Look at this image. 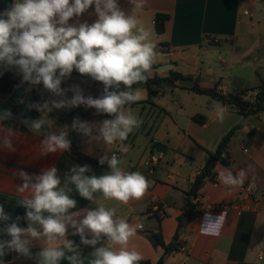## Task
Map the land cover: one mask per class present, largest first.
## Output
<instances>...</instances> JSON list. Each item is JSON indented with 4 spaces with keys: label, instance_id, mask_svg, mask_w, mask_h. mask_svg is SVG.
I'll list each match as a JSON object with an SVG mask.
<instances>
[{
    "label": "crops",
    "instance_id": "1",
    "mask_svg": "<svg viewBox=\"0 0 264 264\" xmlns=\"http://www.w3.org/2000/svg\"><path fill=\"white\" fill-rule=\"evenodd\" d=\"M12 3L13 0H0V12ZM119 4L126 12L133 7L131 0H119ZM258 4L261 7L258 8ZM155 14L169 15L163 33L155 32ZM133 15L139 20L138 27L148 30L156 45V62L149 76L167 77L168 71H172L193 83L196 81L201 89L216 85L217 91L223 95L244 91L241 98L248 102H251L260 82L264 81V0H146ZM96 19L92 6L79 18L70 19L69 23L91 24ZM161 65L172 67L157 72L156 68ZM74 77L79 76L71 74L61 87L68 88L71 83L77 85ZM81 78L87 83L85 96L91 95L89 88L95 89L98 83L102 84L89 76ZM11 79L20 82L21 78L13 71ZM166 83L157 88L153 96L149 97L147 92L139 95L140 99L130 106L131 110L136 109L134 115L143 123L122 142L128 149L126 153L120 151L119 141L110 145L89 144L86 137L70 131L69 151L44 155L40 144L43 137L32 133L20 122L22 114L38 118L40 113L27 111L25 104L18 103V100L36 101L34 95H37L39 102H43L45 95L50 93L44 91L42 85L31 86V92H26L25 88L29 86L20 83L15 84L9 93H0V110L10 109L13 113L12 119L0 123V135H10L15 148L14 152L0 149V206L11 217L8 221H0V240L11 239L5 231L8 224L17 222L20 227L28 226L24 219L26 209L18 204L28 193L16 191L22 184L17 172L22 170L30 175H39L42 170L55 166L63 186L65 175L74 165H89L92 172L88 175L106 174L110 169L107 164H99V158L105 153H115L120 158L119 167L123 171L140 172L147 177L150 186L144 195L125 204L105 199L98 192L94 203L82 198L75 186L69 185L72 189L69 195L77 201L76 208L70 211L104 206L115 208L117 217L132 225L142 223V230L138 229L130 238L128 247L138 251L142 260H148L150 264H155L160 257H163V264H180L183 261L185 264H264V109L243 117L236 109L207 95L192 93L185 87H168ZM134 88L138 89L135 90L138 94L143 89ZM80 107L70 110L77 111ZM219 107L227 109L222 122L217 115ZM70 110L49 113V118L55 121L53 130L64 125L70 127L76 117L89 122L104 119L98 117L93 108L72 112V116L68 113ZM63 115L64 119L58 120ZM194 115L204 116L205 124L194 122L191 119ZM241 120V128L235 131L226 147L229 166L219 162L215 164L213 180L204 181L197 200L205 205L240 201V186H227L218 178L224 169L231 170L233 175L240 170L246 172L245 179L255 186L254 200L248 202L239 214L218 210L183 221L178 231L177 250L163 256V249L152 246L144 232H160L164 244L171 243L177 230V217L183 210L185 192L202 169L206 152H213L221 138ZM156 144L164 146L165 151L155 152ZM152 156L157 161L152 166L145 165ZM222 212L226 217L218 234L203 232L201 224L206 215L216 217ZM17 217H20L18 221ZM82 218L83 213L77 219ZM74 231L69 226L67 238L79 245L80 236L73 235ZM41 248V242H32V253L39 252ZM80 249L84 257L93 251L91 246ZM4 264L36 262L12 251L11 260ZM61 264H68V261L62 260Z\"/></svg>",
    "mask_w": 264,
    "mask_h": 264
},
{
    "label": "clouds",
    "instance_id": "2",
    "mask_svg": "<svg viewBox=\"0 0 264 264\" xmlns=\"http://www.w3.org/2000/svg\"><path fill=\"white\" fill-rule=\"evenodd\" d=\"M145 2L131 0L133 7L126 12L119 0H13L0 12V76L5 71H14L21 78L20 84L29 86L26 92H31V86L42 85L51 94L43 102L18 100L27 111L40 113L38 118L22 114L20 122L43 137L40 144L44 155L69 151L70 131L86 137L89 144L110 145L119 141L120 151H128L122 142L143 123L131 111V104L140 99L132 86L148 79L157 57L151 33L138 27L139 20L133 15ZM92 6L97 16L93 23H69ZM73 70L101 82L102 93L93 97L85 96L78 85L62 88V82L70 78ZM68 92L72 93L71 98H67ZM79 106L93 108L97 114L111 118L89 122L76 117L70 127L64 125L53 130L55 121L49 118V113ZM226 110L218 108L221 122ZM12 118L10 109L0 110V123ZM0 149L15 151L10 135H0ZM120 162L115 153L102 155L99 164H107L110 171L100 176L88 175L92 172L89 165H74L65 175L63 186L55 166L39 175L17 172L22 184L16 191L28 193L18 201L26 209L24 219L28 226L20 227L17 222L7 225L5 231L11 239L0 240V257L13 251L34 259L36 264H61L62 260L68 264H139L142 255L129 249L128 244L137 230H142V223L132 225L117 217L115 208L104 206L70 211L76 208L77 201L70 197L69 185H74L82 198L94 203L98 192L105 199L125 204L130 199H140L150 186L149 180L140 172L123 171ZM218 178L227 186H240L246 172L240 170L233 175L231 170L224 169ZM82 213L83 218L77 219ZM225 217L223 212L216 217L206 215L202 231L218 234ZM10 219L0 206V221ZM69 226L75 229L73 235L80 236L81 244L93 248L87 257L82 255L79 245L67 238ZM33 241L42 244L35 256L31 252ZM0 264H4L2 259Z\"/></svg>",
    "mask_w": 264,
    "mask_h": 264
},
{
    "label": "trees",
    "instance_id": "3",
    "mask_svg": "<svg viewBox=\"0 0 264 264\" xmlns=\"http://www.w3.org/2000/svg\"><path fill=\"white\" fill-rule=\"evenodd\" d=\"M169 20V15L167 14H155L154 16V29L155 32L160 34L165 31L166 22ZM164 46L165 44H161ZM152 69L154 67L152 66ZM169 74L167 77H160L158 74H153L152 76L148 75V79L145 82H140L134 84L132 87H143L147 90L148 96H153L156 94V89L161 88L165 82L169 80H176L183 78L180 74H177L172 71H168ZM72 75L85 77L78 73L76 70H73ZM13 71H5L2 76H0V93L6 94L11 91L12 87L15 84H19L18 80H12ZM192 93L207 95L212 100L220 102L223 105L232 107L238 111L243 117H246L251 114H257L264 109V81H261L257 87L256 93L254 95V102H248L242 100L241 96L244 94V91L238 92L236 94L223 95L217 91L216 85L210 89H201L196 81H194L193 86L189 88ZM132 103L131 105H133ZM194 122L199 125H203L206 122V118L202 115H194L191 118ZM242 126V120L233 126L220 140L217 144V148L213 152H206V157L204 164L200 172L196 175L195 179L191 183V186L185 192V202L183 206L182 213L177 217V230L172 238L171 243L168 245L164 244L163 239L161 238L160 232H149L145 231L147 240L154 247H161L164 251L163 256L168 253L177 250V239L178 231L182 226L183 221H189L195 218L198 215L195 207L197 206V197L198 191L203 185L205 180H213L214 177V166L217 162L221 163L225 167L229 166V157L226 152V147L238 129ZM163 257H160L155 264H163ZM139 264H150L148 260H141Z\"/></svg>",
    "mask_w": 264,
    "mask_h": 264
},
{
    "label": "built area",
    "instance_id": "4",
    "mask_svg": "<svg viewBox=\"0 0 264 264\" xmlns=\"http://www.w3.org/2000/svg\"><path fill=\"white\" fill-rule=\"evenodd\" d=\"M244 14H247V12L244 11ZM254 100H255L254 97H252L251 102H254ZM244 152H246L245 149ZM156 161L157 158L152 156L149 159V161L145 163V165L152 166ZM254 193H255V186L253 182L245 179L243 185H240V193H239L240 201L232 202L227 205H205L199 200H197V206L195 207V210L197 211L198 215L204 212L218 211V210L235 211L237 214H239L246 207V204L248 202L254 200V196H255ZM180 264H185V262L183 261Z\"/></svg>",
    "mask_w": 264,
    "mask_h": 264
},
{
    "label": "water",
    "instance_id": "5",
    "mask_svg": "<svg viewBox=\"0 0 264 264\" xmlns=\"http://www.w3.org/2000/svg\"><path fill=\"white\" fill-rule=\"evenodd\" d=\"M171 67L172 65H161L156 68V71L157 72L166 71V70H169ZM166 86L168 87L179 86V87L191 88L193 86V81L190 79H184V78H179V79H176L175 81L168 80L166 83ZM121 89H124L123 85H121ZM34 98L37 102H39V98L37 95H34ZM97 116L100 118H104V119L111 118L107 116L106 114H97ZM164 151H165L164 146H162L161 144L155 145V152L163 153ZM79 247L84 248V247H87V245L79 244ZM36 253L38 252H35L32 254L35 255ZM11 257H12V251H7V254L4 257H0V259H2L4 262H8L9 260H11Z\"/></svg>",
    "mask_w": 264,
    "mask_h": 264
},
{
    "label": "rangeland",
    "instance_id": "6",
    "mask_svg": "<svg viewBox=\"0 0 264 264\" xmlns=\"http://www.w3.org/2000/svg\"><path fill=\"white\" fill-rule=\"evenodd\" d=\"M74 80H75V83L78 85V86H80L84 91L87 89V83H86V79H82L81 77H74ZM79 83V84H78ZM68 85H70V83L68 84ZM71 85H72V83H71ZM123 90V89H122ZM133 91H135V90H138V89H132ZM102 91H103V84H100V83H98L97 84V87L95 88V89H92V87L91 88H89V94H91V95H93V96H99L101 93H102ZM146 92H147V90L145 89V88H143L142 89V91H141V93L139 94V95H141V94H146ZM49 96H50V94H47V95H45V99H48L49 98ZM71 96H72V93L71 92H69V94L67 95V98H71ZM55 98V97H54ZM58 99V98H57ZM83 108H85L84 106H81L80 107V109L79 110H70V109H67V110H70V111H68V113H69V115H71L72 114V112H76V113H79V112H81V111H83ZM61 110H63V109H61ZM132 111V113L134 114L135 112H136V109H134V110H131ZM72 116V115H71ZM64 119V115L63 116H61L58 120H63ZM111 151V150H110Z\"/></svg>",
    "mask_w": 264,
    "mask_h": 264
}]
</instances>
